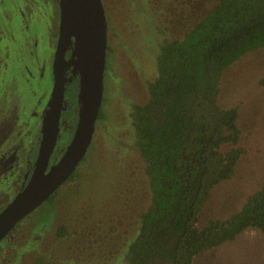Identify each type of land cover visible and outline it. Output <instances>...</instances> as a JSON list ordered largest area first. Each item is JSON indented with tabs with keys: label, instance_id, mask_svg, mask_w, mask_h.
I'll use <instances>...</instances> for the list:
<instances>
[{
	"label": "rangeland",
	"instance_id": "obj_1",
	"mask_svg": "<svg viewBox=\"0 0 264 264\" xmlns=\"http://www.w3.org/2000/svg\"><path fill=\"white\" fill-rule=\"evenodd\" d=\"M216 2L101 0L107 23L101 116L75 176L2 239L0 264H32L39 257L57 264H127L125 250L150 198L134 146L133 108L147 99L145 83L156 75L162 41L182 37ZM54 12V0H0V142H12L17 150L23 145L28 166L52 86ZM79 92L76 77L65 87V103L72 109L69 123L61 124L55 158L72 138ZM218 104L237 108V145L244 152L232 176L210 190L198 227L225 220L264 183V48L244 54L223 72ZM6 159L0 160V172ZM21 173L8 169L0 174V209L18 191ZM61 225L63 236H58ZM191 264H264V235L248 227L233 240L202 251Z\"/></svg>",
	"mask_w": 264,
	"mask_h": 264
},
{
	"label": "trees",
	"instance_id": "obj_2",
	"mask_svg": "<svg viewBox=\"0 0 264 264\" xmlns=\"http://www.w3.org/2000/svg\"><path fill=\"white\" fill-rule=\"evenodd\" d=\"M263 48L264 0H217L182 37L162 41L147 99L131 114L150 198L125 250L127 264H191L248 227L264 235V183L225 220L197 226L210 190L232 176L244 152L237 108L218 104L222 74ZM32 264L57 263L39 257Z\"/></svg>",
	"mask_w": 264,
	"mask_h": 264
},
{
	"label": "water",
	"instance_id": "obj_3",
	"mask_svg": "<svg viewBox=\"0 0 264 264\" xmlns=\"http://www.w3.org/2000/svg\"><path fill=\"white\" fill-rule=\"evenodd\" d=\"M58 6L53 81L42 122V139L27 183L0 210V242L76 169L89 146L100 110L107 45V23L101 0H58ZM70 46L71 56L66 58ZM70 63L79 77L77 121L65 151L48 168L64 98L65 66Z\"/></svg>",
	"mask_w": 264,
	"mask_h": 264
},
{
	"label": "flooded vegetation",
	"instance_id": "obj_4",
	"mask_svg": "<svg viewBox=\"0 0 264 264\" xmlns=\"http://www.w3.org/2000/svg\"><path fill=\"white\" fill-rule=\"evenodd\" d=\"M54 3H55V17L57 16V19L59 21V6H58V0H54ZM58 21H57V24L55 26V30H56V33L58 35ZM57 40V38H56ZM56 45V43H55ZM55 48V47H54ZM54 52V50H53ZM71 56V46L68 48V50L66 51V54H65V57L66 58H70ZM53 60V58H52ZM71 61V60H69ZM73 63V62H72ZM72 63H70V65L67 64V66H65V77H66V82H65V87L67 85V83L70 81V80H73V78H78V81H79V77H78V74L75 73V69H74V66L71 65ZM74 69V70H73ZM68 76L71 77L70 80H68ZM53 78V77H52ZM53 81V80H52ZM52 87V86H51ZM50 93H51V89L49 91V95H48V99L50 97ZM48 99H47V102H48ZM46 108H47V105H46ZM46 108L44 109L43 113L41 114V124H40V138H39V141L37 142V148H36V151H35V155H34V160L33 162L31 163L30 166H28L26 160H24V157L23 156V151L25 148H23V145L21 146L20 150H17L14 148V145L12 144V142H9L7 143V141L5 143L3 142H0V145L4 146L3 149L2 147L0 148V156L2 157L0 160H2L4 157H7L6 160L9 161L8 165L0 172L1 173H8V169L12 172H22L23 169H25L21 175H20V181H19V189L18 191L27 183L32 171H33V168H34V165H35V160H36V157H37V153H38V150H39V144H40V141L42 139V122H43V118H44V114H45V110ZM70 109H72L71 106H68V104L65 103V89H64V98H63V102H62V109H61V113H60V117H59V125H58V131H57V134H56V140H55V144H54V147H53V151H52V154H51V161H50V164L48 166V168L53 165L54 163H56L58 161V159L61 157V155L58 157V158H55V154H54V150H55V145H56V142L59 138V133H60V127H61V124L62 125H66L69 123V120L67 119L66 120V116L69 115V111ZM100 111V110H99ZM77 112L78 110L75 108L74 109V113H76L77 115ZM76 121H77V117H75ZM76 121H75V125H76ZM64 129V128H63ZM75 129V127H74ZM74 132V130H73ZM73 134V133H72ZM18 144V143H17ZM21 144V143H20ZM90 144V143H89ZM67 147V146H66ZM66 149V148H65ZM65 151V150H64ZM63 151V152H64ZM63 154V153H62ZM85 155V154H84ZM18 157V160H15L16 158ZM84 157V156H83ZM82 157V158H83ZM21 166H23V169L21 170ZM16 167H19V169L17 170ZM47 168V169H48ZM7 177V176H6ZM17 191V192H18ZM16 192V193H17ZM15 193V194H16ZM14 194V195H15ZM13 195V196H14ZM11 200V199H10ZM9 200V201H10ZM8 201V202H9ZM6 205V204H5ZM4 205V206H5ZM3 206V207H4ZM1 207V209L3 208ZM0 209V210H1Z\"/></svg>",
	"mask_w": 264,
	"mask_h": 264
}]
</instances>
